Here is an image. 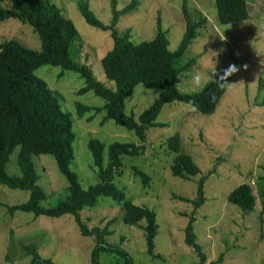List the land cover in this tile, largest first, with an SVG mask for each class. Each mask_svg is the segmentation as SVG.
<instances>
[{"label": "rangeland", "instance_id": "rangeland-1", "mask_svg": "<svg viewBox=\"0 0 264 264\" xmlns=\"http://www.w3.org/2000/svg\"><path fill=\"white\" fill-rule=\"evenodd\" d=\"M71 19L79 37L70 46V52L80 64H86L101 82L114 86L107 78L101 56L112 46L110 30L88 23L79 8L80 0H51ZM129 0H116L121 8ZM89 7L104 23L112 16L111 0H87ZM183 0H138L129 11L120 14L116 28L123 33L130 29V40L139 42L151 38L156 31V18L167 30L168 48H177L185 30L182 13ZM249 17L233 23H221L214 0H186L194 17L206 16L186 50L173 62L180 67L177 86L193 91L203 87L210 70L226 69L230 64L241 67L240 72L228 78L233 85L226 87L216 109L203 113L188 102H167L157 120L164 126H149L142 154H122L120 172L113 182L123 189L125 197L144 204L155 212L158 224L154 237V252L148 253L142 226L122 221V200L110 195H98L92 205H84L80 215L86 224L103 226L105 218L116 216L105 236L109 243L125 248L131 264H200V256L185 242V225L191 214L196 241L207 258L204 264H264V215L260 216L258 202L255 208L242 212L239 206L227 200V194L242 181L252 183L264 175V0L259 1ZM10 0H0V6L9 7ZM17 38L24 45L40 47V39L32 27L16 17L0 20V41ZM190 61V63H188ZM36 74L52 87L64 109L70 111L75 138L74 158L70 167L80 183L87 186L99 180L97 167L87 146L91 137L107 144L111 141L138 142L133 130L105 117L104 99L92 89L79 91L84 78L72 69L60 65L40 64ZM202 76L200 85L193 77ZM158 95V88L138 83L125 100V111L137 115ZM101 106V109L77 111L76 103ZM177 132L181 150L189 152L200 172L189 178L173 175L170 169L176 151L167 144V137ZM16 146L6 164L7 173L21 174ZM37 183L47 206L67 194V179L51 153L32 156ZM107 160V148L104 149ZM147 172L145 182L134 167ZM205 177L204 200L195 207L193 201L174 197L177 193L198 198V183ZM29 190L10 187L0 182V264H33L32 254L23 245L34 244L40 255L35 264H94L91 250L94 235H84L72 213L60 216L34 215L31 211L16 209L10 213L7 204L25 201ZM144 223V220H140ZM223 253L221 262H213ZM210 262V263H209ZM98 264H126V258L117 252L101 250Z\"/></svg>", "mask_w": 264, "mask_h": 264}, {"label": "trees", "instance_id": "trees-1", "mask_svg": "<svg viewBox=\"0 0 264 264\" xmlns=\"http://www.w3.org/2000/svg\"><path fill=\"white\" fill-rule=\"evenodd\" d=\"M9 7L0 6V20L16 17L27 22L37 33L40 47L32 48L24 45L17 38L8 37L0 41V182L10 187L29 190V197L22 202L7 204L10 213L16 209L31 211L34 215L45 214L60 216L72 213L84 235H94L95 243L91 250V260L98 264L101 250L117 252L131 264L128 251L116 244L109 243L105 236L111 232L110 226L116 216L105 218L103 226L89 227L80 215L84 205H92L98 195H110L122 200V221L142 226L145 234L148 253L154 252V237L157 232L155 212L144 204L135 203L125 197L123 189L115 185L113 176L120 172L122 154H142L147 139L149 126H164L166 122L157 120L163 105L179 100L188 102L203 113H211L216 109L225 88H220L215 79V71L211 69L209 79L199 90L185 91L177 86L180 67L174 61L188 47L195 37L198 27L206 20V16L194 17L182 2V13L185 30L176 49L168 48L167 30L162 27L161 19L156 18L155 34L149 39L139 42L130 40V29L120 33L116 28L120 14L133 8L138 0H129L121 8L116 7V0H111L112 16L108 23L101 21L89 7L87 0H80L79 8L85 20L93 26L109 29L113 40L101 56V64L107 78L114 82L108 86L93 74L90 67L80 64L76 56L70 52L72 42L79 33L71 19L63 14L60 7L51 0H10ZM217 17L221 23H233L249 17L246 0H214ZM80 38V37H79ZM190 63V61H188ZM40 64L60 65L62 68L77 71L84 78V85L79 91L92 89L104 99L105 117L133 130L138 142L114 140L107 144L97 137L87 141L94 164L97 167L99 180L83 186L78 176L70 167L74 158L73 140L75 131L70 111L64 109L56 91L35 72ZM218 78V77H217ZM158 88L157 97L137 115L125 111V100L132 94L136 84ZM77 111L85 109H101V106L76 103ZM167 144L176 151L170 164L173 175L189 178L200 172V167L189 152L181 150L180 137L177 132L167 137ZM19 145L17 152L21 174L7 173L6 164L10 155ZM107 148V160L104 149ZM51 153L59 171L67 179V194L55 203L42 206L40 201L45 197L43 188L37 183L38 174L33 161V154ZM134 171L147 182L150 176L137 166ZM205 177L198 183V198L192 199L177 193L174 197L193 201L195 207L204 200ZM227 200L239 206L242 212L255 208L258 202L260 216L264 215V175L254 178L252 183L242 181L227 194ZM194 216L191 214L185 225V242L200 256V264L206 261V254L196 241L193 229ZM144 220L142 224L139 221ZM24 248L32 254L35 264L40 259L34 244H25ZM223 253L213 262H221ZM47 262L56 264L51 259ZM210 263V262H209Z\"/></svg>", "mask_w": 264, "mask_h": 264}, {"label": "clouds", "instance_id": "clouds-1", "mask_svg": "<svg viewBox=\"0 0 264 264\" xmlns=\"http://www.w3.org/2000/svg\"><path fill=\"white\" fill-rule=\"evenodd\" d=\"M241 67L244 70H247L248 65L245 64ZM241 67H238L236 64L233 63V64H230L226 69H223V71L221 73H218L216 70L214 75H215V79H216L218 86L222 89L225 87L230 88L233 85V83H229L228 78L233 76L234 74H237L238 72H240ZM193 79H194V82L197 86L200 85V83L202 82V76L199 73H197L193 77Z\"/></svg>", "mask_w": 264, "mask_h": 264}, {"label": "crops", "instance_id": "crops-1", "mask_svg": "<svg viewBox=\"0 0 264 264\" xmlns=\"http://www.w3.org/2000/svg\"><path fill=\"white\" fill-rule=\"evenodd\" d=\"M248 5L249 14L252 12L253 9H256L259 7L260 0H246ZM207 16V15H206Z\"/></svg>", "mask_w": 264, "mask_h": 264}]
</instances>
